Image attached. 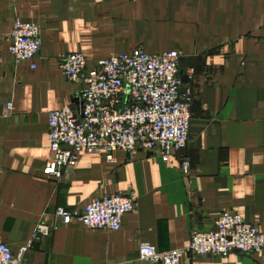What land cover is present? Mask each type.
Returning <instances> with one entry per match:
<instances>
[{"label": "crops", "instance_id": "crops-1", "mask_svg": "<svg viewBox=\"0 0 264 264\" xmlns=\"http://www.w3.org/2000/svg\"><path fill=\"white\" fill-rule=\"evenodd\" d=\"M16 19L41 28L32 60L15 63L8 53ZM135 48L183 54L190 176L178 156L164 163L138 149L113 160L81 154L60 181L47 177L48 112L78 109L85 89L62 74L59 57L83 54L85 78L100 59ZM113 193L136 206L118 230L53 221L56 207L82 208ZM223 211L264 233V0H0V236L13 254L45 221L53 228L26 264H161L142 260L140 244L184 247L192 228L213 227ZM193 264H264V251Z\"/></svg>", "mask_w": 264, "mask_h": 264}, {"label": "built area", "instance_id": "built-area-1", "mask_svg": "<svg viewBox=\"0 0 264 264\" xmlns=\"http://www.w3.org/2000/svg\"><path fill=\"white\" fill-rule=\"evenodd\" d=\"M8 40V53L15 63L32 60L41 49V28L37 23L16 19ZM182 57L178 50L150 54L135 48L100 59L93 74L82 78L85 56L61 55L62 74L72 82L82 80L85 89L78 109L64 106L48 112L49 154L44 174L60 181L81 154L104 153L113 160L118 150L132 153L141 149L164 163L178 156L181 172L189 177L191 161L183 152L189 140L192 96L188 91L180 93ZM135 209L131 196L113 193L103 194L82 208L56 207L51 214L55 222L76 221L87 229L118 230L123 216ZM52 228L48 222H37L16 254L0 236V264H26L27 251ZM259 251H264V233L240 214L223 211L216 214L213 227L192 228L186 246L159 251L143 242L139 256L149 263L193 264L205 256L225 258L231 253Z\"/></svg>", "mask_w": 264, "mask_h": 264}, {"label": "water", "instance_id": "water-1", "mask_svg": "<svg viewBox=\"0 0 264 264\" xmlns=\"http://www.w3.org/2000/svg\"><path fill=\"white\" fill-rule=\"evenodd\" d=\"M180 74H181V82H182V85H183V86L180 87V93H181L182 91L185 90V86L184 85L189 82V77L186 74H183V73H180Z\"/></svg>", "mask_w": 264, "mask_h": 264}]
</instances>
